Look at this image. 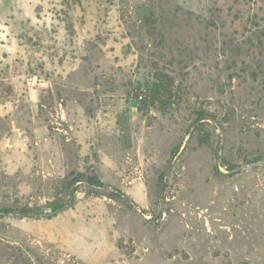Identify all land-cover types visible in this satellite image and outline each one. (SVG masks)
<instances>
[{
	"label": "rangeland",
	"instance_id": "obj_1",
	"mask_svg": "<svg viewBox=\"0 0 264 264\" xmlns=\"http://www.w3.org/2000/svg\"><path fill=\"white\" fill-rule=\"evenodd\" d=\"M0 264H264V0H0Z\"/></svg>",
	"mask_w": 264,
	"mask_h": 264
},
{
	"label": "trees",
	"instance_id": "obj_2",
	"mask_svg": "<svg viewBox=\"0 0 264 264\" xmlns=\"http://www.w3.org/2000/svg\"><path fill=\"white\" fill-rule=\"evenodd\" d=\"M171 81H169L170 83ZM172 84V83H171ZM150 90V99L155 101L159 100L162 101V98L169 97L171 94L170 84L164 83V78L161 74H158L156 77V81H154L151 85ZM148 96V94H147ZM136 99L138 102L139 109L141 110L144 103L147 102V98L144 99L142 95L136 94ZM98 180V179H97ZM100 182V181H95Z\"/></svg>",
	"mask_w": 264,
	"mask_h": 264
},
{
	"label": "water",
	"instance_id": "obj_3",
	"mask_svg": "<svg viewBox=\"0 0 264 264\" xmlns=\"http://www.w3.org/2000/svg\"><path fill=\"white\" fill-rule=\"evenodd\" d=\"M259 162H261V161L255 162V163H253V164L255 165V164L259 163Z\"/></svg>",
	"mask_w": 264,
	"mask_h": 264
}]
</instances>
